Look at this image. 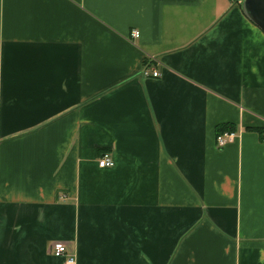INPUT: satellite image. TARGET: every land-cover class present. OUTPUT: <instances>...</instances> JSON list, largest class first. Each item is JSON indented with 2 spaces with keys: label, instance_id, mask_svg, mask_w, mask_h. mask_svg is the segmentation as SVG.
<instances>
[{
  "label": "crops",
  "instance_id": "0c3cea01",
  "mask_svg": "<svg viewBox=\"0 0 264 264\" xmlns=\"http://www.w3.org/2000/svg\"><path fill=\"white\" fill-rule=\"evenodd\" d=\"M59 241L75 264H264V32L241 2L0 0V264H66Z\"/></svg>",
  "mask_w": 264,
  "mask_h": 264
},
{
  "label": "built area",
  "instance_id": "2783aa9c",
  "mask_svg": "<svg viewBox=\"0 0 264 264\" xmlns=\"http://www.w3.org/2000/svg\"><path fill=\"white\" fill-rule=\"evenodd\" d=\"M140 35V32L138 30H134L131 34L132 37H138ZM148 67V66H147ZM143 75L147 77H159L160 72L157 71L156 69H153L152 73L148 71V68H145L143 70ZM237 138V132L236 131H228V132H223L219 135H217L216 141H217V146L222 149L226 147L228 144L233 143L235 139ZM99 166L102 168H107V167H113L115 165V161L113 157L111 156L110 153H104L98 160ZM52 254L57 256V257H66V264H75V257L68 255V250L67 246L64 242H55L53 244L52 248Z\"/></svg>",
  "mask_w": 264,
  "mask_h": 264
},
{
  "label": "water",
  "instance_id": "95a60500",
  "mask_svg": "<svg viewBox=\"0 0 264 264\" xmlns=\"http://www.w3.org/2000/svg\"><path fill=\"white\" fill-rule=\"evenodd\" d=\"M249 19L264 32V0H237Z\"/></svg>",
  "mask_w": 264,
  "mask_h": 264
},
{
  "label": "trees",
  "instance_id": "16d2710c",
  "mask_svg": "<svg viewBox=\"0 0 264 264\" xmlns=\"http://www.w3.org/2000/svg\"><path fill=\"white\" fill-rule=\"evenodd\" d=\"M251 129L259 131V129H256V128H251ZM228 131H230V132L236 131L235 125H232V124L220 125L219 128H218V134L217 135H219V134H221L223 132H228Z\"/></svg>",
  "mask_w": 264,
  "mask_h": 264
}]
</instances>
